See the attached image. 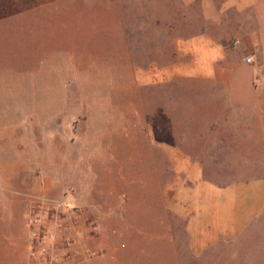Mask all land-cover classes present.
Instances as JSON below:
<instances>
[{
    "label": "rangeland",
    "instance_id": "374dc122",
    "mask_svg": "<svg viewBox=\"0 0 264 264\" xmlns=\"http://www.w3.org/2000/svg\"><path fill=\"white\" fill-rule=\"evenodd\" d=\"M122 4L123 0H0V264L189 261L184 224L167 209L160 193V187L172 180L167 162H159L162 176L154 175V161L146 162L141 171L146 175L138 176L137 162L123 161L122 149L114 151L122 146L116 135L100 136L104 160L94 164L72 161L63 171L58 160L43 158L49 136L52 154L60 153L62 139L77 141L73 154L90 153L92 130L119 122L112 114V88L121 90L124 82L106 79L109 74L131 73L124 61L132 68L133 63L169 61L172 44L165 30L162 44H150L154 34L149 30L136 33V39L148 44H85L92 36L108 41L98 23L96 32L90 31L91 10L104 13ZM75 10L82 11V30L77 16L75 21L63 13L72 11L67 14L72 16ZM80 40L84 44H70ZM63 61L65 88L51 82L48 95L44 78L53 74L47 65ZM256 83L262 92L261 80ZM50 100L57 112L47 110ZM118 101L120 107L121 97ZM124 162L130 163L125 176ZM258 171L264 170L251 172ZM30 218L52 237V261L29 254ZM249 242L241 244L236 259L227 264H260L250 255Z\"/></svg>",
    "mask_w": 264,
    "mask_h": 264
},
{
    "label": "crops",
    "instance_id": "0c3cea01",
    "mask_svg": "<svg viewBox=\"0 0 264 264\" xmlns=\"http://www.w3.org/2000/svg\"><path fill=\"white\" fill-rule=\"evenodd\" d=\"M122 6L105 14L91 10L90 31L98 23L108 41L92 36L85 44H148L136 39L148 30L154 34L150 44H162L165 30L169 61L133 68L124 61L132 72L106 79L124 82L121 90L113 86L118 96L112 88L119 122L92 130L90 153L73 154L77 141L62 139L60 153L52 154L49 136L43 158L58 160L63 171L72 161L98 162L104 160L100 136L116 135L122 146L114 151L137 162L138 176L146 175L141 171L148 161L155 162V176H162L159 162L168 163L172 180L160 193L184 224L187 264L230 263L248 239L252 259L264 264V171L251 172L264 170V90L256 83L264 86V0H123ZM75 13L65 17L77 16L82 30V11ZM63 63L47 65L53 74L44 78L48 95L51 82L65 88ZM49 105V113L57 112L54 102ZM125 162L124 176L130 167Z\"/></svg>",
    "mask_w": 264,
    "mask_h": 264
},
{
    "label": "built area",
    "instance_id": "2783aa9c",
    "mask_svg": "<svg viewBox=\"0 0 264 264\" xmlns=\"http://www.w3.org/2000/svg\"><path fill=\"white\" fill-rule=\"evenodd\" d=\"M246 61L250 62L251 60L247 57ZM29 221L32 224L27 237L29 254L34 259L52 261V237L36 225V218H30Z\"/></svg>",
    "mask_w": 264,
    "mask_h": 264
}]
</instances>
